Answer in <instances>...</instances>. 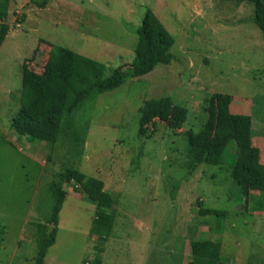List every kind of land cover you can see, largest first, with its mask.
<instances>
[{
	"label": "rangeland",
	"instance_id": "374dc122",
	"mask_svg": "<svg viewBox=\"0 0 264 264\" xmlns=\"http://www.w3.org/2000/svg\"><path fill=\"white\" fill-rule=\"evenodd\" d=\"M46 1L39 7L44 0H0V15L6 13L11 28L0 48V264H36L55 229L43 264H185L190 243L201 239L221 244L224 264H264V213L255 212L264 201L247 207L231 177L236 143L225 149L221 166L204 164L189 174L185 137L202 129L204 102L217 93L231 95L234 112L250 115L254 137H264V39L253 5ZM148 9L174 37L176 59L88 99L74 116L85 138L82 149L74 152L69 140L54 149L12 129L26 60L43 70L51 43L102 62L111 73L134 61ZM163 96L188 108V120L182 130L158 123L152 138H142L139 110ZM70 167L102 180L116 200L104 239L92 233L97 208L80 187L65 184L59 205L58 177ZM198 200L218 214L200 215Z\"/></svg>",
	"mask_w": 264,
	"mask_h": 264
},
{
	"label": "trees",
	"instance_id": "16d2710c",
	"mask_svg": "<svg viewBox=\"0 0 264 264\" xmlns=\"http://www.w3.org/2000/svg\"><path fill=\"white\" fill-rule=\"evenodd\" d=\"M220 1L253 5V22L264 39V0ZM46 3L44 0L39 7H45ZM6 16V13L0 15V48L11 29L5 21ZM25 18L23 15L22 23ZM48 44L50 50L43 70H35L33 60H26L23 65L20 108L11 126L20 136L30 141L45 142L54 149L57 144L69 140L74 152L85 144L84 135L75 128L74 116L88 99L114 91L128 79L146 76L158 66L170 65L176 59L171 52L175 44L174 37L151 9L147 10L137 30L134 61L111 73H108L107 66L102 62L69 48ZM233 102L231 95L221 93L206 98L205 124L199 132L188 130L185 134L188 171L193 174L204 164L221 166L225 149L234 141L238 152L231 177L240 187L248 207L254 200L264 201V137H254L252 117L235 113ZM139 113L140 136L150 139L156 134L158 123H164L173 130H182L188 120L189 110L175 103L170 96H163L145 101ZM58 178L59 205L67 196L63 188L65 184H72L74 189L80 187L97 208L92 233L104 239L113 223L108 210L116 205V200L105 190V183L87 177L74 167L68 168ZM201 203V200L197 201L200 215L218 214L215 210L204 209ZM60 211L58 207L55 221ZM255 212L264 213V208L256 209ZM56 234L57 229L50 233L40 249L36 264H43L48 249L56 242ZM190 249L191 260L185 264H224L221 261V244L211 239L193 240Z\"/></svg>",
	"mask_w": 264,
	"mask_h": 264
},
{
	"label": "crops",
	"instance_id": "0c3cea01",
	"mask_svg": "<svg viewBox=\"0 0 264 264\" xmlns=\"http://www.w3.org/2000/svg\"><path fill=\"white\" fill-rule=\"evenodd\" d=\"M261 213V212H260Z\"/></svg>",
	"mask_w": 264,
	"mask_h": 264
}]
</instances>
